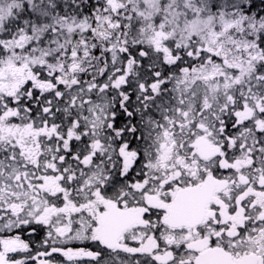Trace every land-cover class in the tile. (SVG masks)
<instances>
[{"label":"snow or ice","instance_id":"snow-or-ice-1","mask_svg":"<svg viewBox=\"0 0 264 264\" xmlns=\"http://www.w3.org/2000/svg\"><path fill=\"white\" fill-rule=\"evenodd\" d=\"M0 264H264V0H0Z\"/></svg>","mask_w":264,"mask_h":264}]
</instances>
